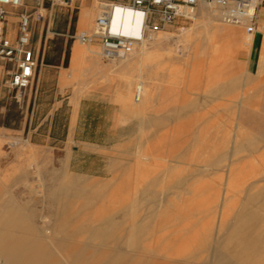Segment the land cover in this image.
I'll return each instance as SVG.
<instances>
[{
  "label": "rangeland",
  "instance_id": "374dc122",
  "mask_svg": "<svg viewBox=\"0 0 264 264\" xmlns=\"http://www.w3.org/2000/svg\"><path fill=\"white\" fill-rule=\"evenodd\" d=\"M101 1L115 2L94 0L85 22L67 37L54 35L21 102L11 94L2 98L0 198L20 197L19 171L31 169L33 191L21 195L38 194L39 213L51 211L42 195L62 179L71 192L83 186V197L100 198L90 210L98 206L99 220L113 218L123 250L130 237V219L122 212L128 205L139 216L154 214L135 240L148 236L145 242L160 252L169 253L171 245L193 253L185 263L209 264L210 248L202 244L213 247L226 229L236 228L247 196L264 187V78L247 68L251 38L201 2L189 10L195 18H177L158 32L167 38L146 39L130 54L107 58L97 43L87 46L71 37L92 30ZM37 7L33 18L44 20L52 12L76 21L74 8L59 10L64 6H51L50 0ZM256 23L264 25V0ZM41 25L32 19V36ZM137 84L143 88L139 101L133 98ZM65 224L75 228V222ZM247 227L250 233L238 243L264 239L255 234L259 224ZM254 250L257 260L249 264H264V247Z\"/></svg>",
  "mask_w": 264,
  "mask_h": 264
},
{
  "label": "bare ground",
  "instance_id": "6f19581e",
  "mask_svg": "<svg viewBox=\"0 0 264 264\" xmlns=\"http://www.w3.org/2000/svg\"><path fill=\"white\" fill-rule=\"evenodd\" d=\"M214 11L218 10L214 8ZM187 12L193 15L189 10ZM114 14L121 21H127L134 17L137 18V14L118 5L114 8ZM115 29H119L124 33L128 32V27L120 23L116 24ZM167 37L165 33L153 32L149 34L147 39L158 40ZM246 37L251 38V35L247 34ZM143 43L144 41L140 44ZM92 48L88 47V51L98 53L97 50L95 51ZM141 50V53H143L144 50ZM19 172L21 174L19 178L24 180V184L21 182L22 186H24L20 193H31L33 190L30 186V179L34 171L22 169ZM65 179L67 178L65 177ZM63 181L60 179L54 184L48 185L45 189V194L42 197H44V200L47 201V206L51 209V211L49 210L45 213H39L35 208L38 194L36 196L32 194L23 196L20 194V197L14 196L15 194L2 197L4 194H1L0 264H187L184 259L192 257L193 253L186 254L183 251L184 254H182L178 247H171V245L170 248L173 249H170L169 253L168 250L160 252L154 249V242L153 244L152 242H145L148 236L141 235L136 241L134 239L135 232L138 230L147 231L150 227L149 222L154 214L145 212L142 216H139L135 214L137 207L133 211L131 209L133 207L131 206L130 208L128 205L122 209L123 216H129L130 219L129 231L127 230L130 237H128V242H126V250H123L122 247L117 246L118 240L114 236L113 227L115 226V221L113 218L109 214H106L104 219L99 220L94 216L98 214L96 211L98 206L96 209L90 210L91 206L96 204L100 198L94 195L85 196L86 198L83 197L81 192L85 190L83 186L80 190L71 192L69 186L63 185ZM133 192L136 191L134 190ZM133 192L132 194H134ZM256 199L259 200L258 203L251 205L250 203ZM123 203L125 205V202ZM222 203L221 207L224 206L225 201ZM173 205L177 207L175 202ZM242 207L241 212L237 214V216H241V221L235 224L236 228L231 230L226 229L224 235L218 238L217 245L213 247L209 245L203 246L202 244V247L210 248L207 254L209 264H241V262L249 264L257 260L254 249L264 247V239L253 241L241 240V244L238 241L240 237L243 238L246 233H250L251 230L247 226L251 224H259V228L255 231V234L264 238V187H260V190L255 194L247 196ZM129 209L131 210L129 211ZM242 218H247L249 221H245ZM65 222H75V228L70 229V226L65 224ZM155 224H158V222ZM158 230L160 228H157ZM117 233L119 235V232ZM157 241H160V238ZM112 242L113 245H111ZM205 243L207 244V242ZM165 248L166 246L163 249ZM179 256L181 258H178Z\"/></svg>",
  "mask_w": 264,
  "mask_h": 264
},
{
  "label": "built area",
  "instance_id": "2783aa9c",
  "mask_svg": "<svg viewBox=\"0 0 264 264\" xmlns=\"http://www.w3.org/2000/svg\"><path fill=\"white\" fill-rule=\"evenodd\" d=\"M24 0H0V102L7 94L21 102L27 88L31 87L40 63L32 44L33 16L21 11L17 13V26L14 35L7 27V17L11 11L23 5ZM201 2H207L216 8L225 24L243 26L246 34H252L256 27V8L260 0H127L123 3L101 1L92 30L75 32L76 38L87 46L97 43L99 54L113 57L130 54L137 45L146 40L150 33L159 32L172 24L177 18L191 19L188 10H194ZM51 6L69 7L72 0H50ZM118 5L128 9L137 18L119 20L114 14ZM40 15L36 18L39 19ZM117 23L126 25L128 32L115 29ZM143 88L137 84L133 98L139 101Z\"/></svg>",
  "mask_w": 264,
  "mask_h": 264
},
{
  "label": "crops",
  "instance_id": "0c3cea01",
  "mask_svg": "<svg viewBox=\"0 0 264 264\" xmlns=\"http://www.w3.org/2000/svg\"><path fill=\"white\" fill-rule=\"evenodd\" d=\"M109 1L116 2L118 0ZM34 3H36V5H33ZM37 5L42 7V0H26V2L24 0L21 7L10 12L7 17V27L8 30L10 29L9 31L11 35H14V31L17 26V13L26 11L33 16L35 12H37ZM93 5L94 0H72L71 6L59 7V10H63L65 12H70L73 8L76 9V21L74 24L71 22V14L63 15L60 20L59 17L52 14V12H50L49 17L44 20H41V16L39 19H36L37 17L33 18L42 22L41 27L38 28L37 36H32V44L38 54L40 63L43 62L45 54L49 53V45L53 41L54 35H60L63 37L69 36V32L73 29L74 25L76 26L78 23H83L87 20L93 9ZM34 8H36V10L33 11ZM43 29L46 32V36L44 38L42 37ZM48 34H51V36H48ZM43 64L46 66L51 65L46 61ZM247 68L252 74L264 78V25L261 27L257 25L255 31L251 34V43L247 57Z\"/></svg>",
  "mask_w": 264,
  "mask_h": 264
}]
</instances>
